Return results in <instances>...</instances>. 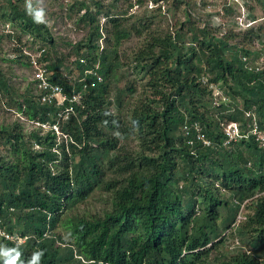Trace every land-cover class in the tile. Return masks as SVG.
<instances>
[{
  "label": "trees",
  "instance_id": "16d2710c",
  "mask_svg": "<svg viewBox=\"0 0 264 264\" xmlns=\"http://www.w3.org/2000/svg\"><path fill=\"white\" fill-rule=\"evenodd\" d=\"M174 2L187 3L185 20L152 31L143 19L129 22L134 16L117 0H95L96 9L81 1L88 34L74 46L79 76L72 81L70 53L58 55L33 2L0 0V19L17 28L11 36L39 40L49 80L81 93L63 105L30 90L11 99L28 120L56 124L61 135L38 124L26 131L19 121L0 126L9 150L0 154V221L24 239L0 234V264H264V145L251 132H264V14L245 0L251 24L220 34L194 19L197 3ZM256 2L264 10V0ZM241 6L223 2L226 14ZM134 31L145 32L132 61L146 80L126 106L134 82L110 92L122 67L120 44ZM0 91L13 93L1 71ZM230 121L247 136L227 142ZM132 136L139 150L125 146ZM98 189L109 207L65 216ZM226 232L241 240L233 253L220 250Z\"/></svg>",
  "mask_w": 264,
  "mask_h": 264
},
{
  "label": "rangeland",
  "instance_id": "374dc122",
  "mask_svg": "<svg viewBox=\"0 0 264 264\" xmlns=\"http://www.w3.org/2000/svg\"><path fill=\"white\" fill-rule=\"evenodd\" d=\"M37 10L39 16L45 21L52 37L55 40V48L58 55L70 53L66 60L67 65L71 68L67 70L69 79H77L79 70L72 63L76 58L73 54L74 46L85 39L88 34V28L85 27L84 22L80 20L84 13L81 9V1L91 5L92 9H96L94 5L95 0H31ZM105 5L111 3L112 0H99ZM175 0H117V9L127 11V14L134 16L129 19V22L143 19L151 25L152 31H166L173 30L174 25H179L181 21L185 20V10L187 3L176 4ZM188 2H195L197 6L191 8L194 19L199 23L209 20L213 27H218L220 34L228 33L229 31H240L246 28L244 24L248 11V6L244 7L245 0H239L241 3V13L226 14L223 9L224 0H186ZM250 5L255 6V14L262 16L264 10L258 5L256 0H249ZM202 21H201V20ZM105 20L101 18V23ZM264 21V17H260L258 23ZM243 22V23H242ZM158 28V29H157ZM17 29L10 22H5L0 19V71L7 78L10 83L13 93L11 95H4L0 91V126L12 124L14 122H21L26 131L37 127V124L26 118L24 114L17 108L13 102L18 94H23L27 90L37 93V85L35 81V65L33 59L39 55L37 48L39 40L30 34H21V40H17L11 36L12 30ZM18 31V30H17ZM145 32L141 35L134 31L128 38H125L119 47L120 61L122 67L115 73L113 85L110 95L114 96L115 85L119 87H126L128 84L134 82L137 90L134 94H127L126 106L131 101L139 97L143 93L144 82L146 77L137 72L132 61L133 53L143 44ZM101 48L105 46L103 38L100 40ZM256 48L258 45L254 44ZM22 48V53L18 48ZM72 53V54H71ZM69 70L71 73H69ZM221 90L216 88L215 95H220ZM16 96V97H15ZM13 99V100H11ZM112 108L118 112L116 104ZM120 111V110H119ZM127 110H123L125 115ZM47 129V128H46ZM61 135V132L58 131ZM126 147L132 150H139V140L134 136L130 137L126 142ZM9 152L6 145L0 141V154L7 155ZM108 195L103 194L99 189L89 197L88 200L78 204L70 211L65 213V216L71 215H90L93 213L102 212L104 207H109L110 202ZM59 230L65 232L64 227L60 225ZM224 234L225 241L220 246V250L226 253H233L236 251V245L241 241L237 236L231 234Z\"/></svg>",
  "mask_w": 264,
  "mask_h": 264
},
{
  "label": "built area",
  "instance_id": "2783aa9c",
  "mask_svg": "<svg viewBox=\"0 0 264 264\" xmlns=\"http://www.w3.org/2000/svg\"><path fill=\"white\" fill-rule=\"evenodd\" d=\"M245 18V15H244ZM243 23V22H242ZM246 26H249L251 22H245ZM40 54V51H39ZM33 63L35 65V80L37 85V90L40 95V99L42 102H56L57 105H63L67 100L70 102H76L80 100L81 93L80 92H73L69 95L64 86L60 83L53 82L49 80L48 71L44 67L43 62L39 61L37 58L33 59ZM263 66V59L258 62V69L262 68ZM91 72L92 70H88ZM98 79L101 80L102 77L98 76ZM73 110V106L70 104L66 107L65 113H69ZM38 125H41L44 129L54 128L56 131H59V128L56 124H49V123H40L37 122ZM224 130L228 136L227 142L236 139L237 137L247 136L248 133H241L239 123L237 121H230L228 123H224L223 125ZM185 130H189V125L184 126ZM60 132V131H59ZM256 135V140L259 141L261 145H264V132L260 131L257 126H254L251 129ZM198 137L204 139V142L209 145L210 141L205 139L201 133H198ZM192 142V141H191ZM0 234L7 239L16 240L18 243L22 242L24 239L15 236L11 232L4 229L2 226V222L0 221Z\"/></svg>",
  "mask_w": 264,
  "mask_h": 264
}]
</instances>
